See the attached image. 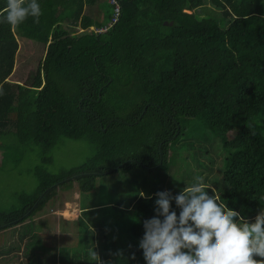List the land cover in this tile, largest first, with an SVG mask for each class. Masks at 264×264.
I'll use <instances>...</instances> for the list:
<instances>
[{"label":"trees","instance_id":"1","mask_svg":"<svg viewBox=\"0 0 264 264\" xmlns=\"http://www.w3.org/2000/svg\"><path fill=\"white\" fill-rule=\"evenodd\" d=\"M119 1L121 14L104 32L87 28L110 22L107 0H37L39 23H0V147L48 151L66 136L88 138L96 149L61 172L38 165L36 189L0 209V232L28 231L57 197L97 191L103 176L138 165L179 172L194 140L209 144L197 147L211 162L212 152L220 156L214 181L229 208L254 219L264 207V0ZM6 5L0 0V11ZM33 40L41 50L35 67ZM185 173L192 183L202 172ZM160 183L117 193L105 225L138 246L143 221L155 215L154 194L165 191Z\"/></svg>","mask_w":264,"mask_h":264},{"label":"clouds","instance_id":"2","mask_svg":"<svg viewBox=\"0 0 264 264\" xmlns=\"http://www.w3.org/2000/svg\"><path fill=\"white\" fill-rule=\"evenodd\" d=\"M42 14L37 0H7L0 23L15 28L29 17L39 23ZM204 180L197 175L176 194H154L155 215L143 221L139 241L146 264H264V207L254 219L245 218ZM88 256L104 264L95 249Z\"/></svg>","mask_w":264,"mask_h":264},{"label":"rangeland","instance_id":"3","mask_svg":"<svg viewBox=\"0 0 264 264\" xmlns=\"http://www.w3.org/2000/svg\"><path fill=\"white\" fill-rule=\"evenodd\" d=\"M107 2L109 1L107 0ZM98 9L99 6H97L96 10L93 12L94 17L99 16ZM95 28L96 27L92 26L87 29L89 30ZM82 30L84 29L77 27V32H81ZM20 43L22 47L18 57L22 62H24L26 61L28 54L26 55L25 53L26 47L24 46L23 41H20ZM33 44V50L28 55V60L29 62L34 63L35 67L41 57V50L36 41H34ZM31 81L32 78L29 75L26 83L30 84ZM186 141L184 140V142ZM200 143L207 142L202 140H194L193 149H186L181 152L179 156V172H176V169L173 166L164 171L155 170L153 172L143 168V166L140 165L134 166L128 170L101 177L99 179L98 185L100 188H98V192L95 195L90 196L88 200L94 199L96 201H106L105 196L118 198L121 194V196L124 197L126 195L134 194V191L138 189H141L142 193H145L143 192L144 187L142 184L157 186L159 180H161L159 187L164 188L165 190H171V186H174V188H182L181 185H184L185 187L191 181L190 177H188V175L185 173L186 170L202 172L200 176L204 177L208 175L209 178L204 181L205 184L216 189L214 177H216L218 174L217 166L219 164L220 156L212 152L211 156L214 157V160L211 162L208 156H206V154H202L200 149L197 147ZM95 151L96 149L94 148L90 139L66 136L61 137L55 146H53L48 151H44L35 145H24L20 148V150L11 148L4 149L0 147V209H7L14 204H17L22 192L29 194L36 189L38 178L36 176L35 169L38 165L43 164L46 166V168H48L49 171L57 173L61 172L62 170L71 169L93 159L96 154ZM171 152L172 151L169 150L167 159H169ZM111 187H115L114 191ZM117 193L119 195H117ZM76 194L77 189L75 188L74 192L70 196H67L65 193L63 197H57L55 206L58 208L54 209L55 211L52 212L54 215L51 213H41L39 220L40 224L44 225L48 223L49 227L51 228L52 226L56 225L54 219L57 217V213H60L66 209L68 212L77 210V203L73 199V196L75 198ZM85 195L87 198V195L91 194ZM30 223H34V221ZM110 226L112 228L108 229L109 232H107V234L111 233V235H119V237L122 236L121 231L117 230L118 228H116V224L114 226ZM21 231L25 230L21 228ZM3 236L4 235L2 234V237ZM3 239L5 242H7L10 240V237L7 236ZM106 239H108V237H106ZM15 244L17 245L18 243ZM134 244L135 243H132V247L128 245L131 249L125 253L132 261L126 260L125 256H121L120 263L118 257L116 256L113 259L115 264H146L142 249L139 248V245L134 246ZM107 260L109 259L107 258L106 261Z\"/></svg>","mask_w":264,"mask_h":264},{"label":"crops","instance_id":"4","mask_svg":"<svg viewBox=\"0 0 264 264\" xmlns=\"http://www.w3.org/2000/svg\"><path fill=\"white\" fill-rule=\"evenodd\" d=\"M111 188L114 191L115 187ZM97 192L82 194L77 190L73 199L78 209L69 212L66 209L57 213V217H54L56 225L51 228L48 223L40 224L41 215L38 214L35 216L34 227L28 231H21L20 225L18 228L5 230L4 233L10 237L7 242L3 239L7 236L2 237L4 233L1 231L0 264H96L88 256L89 250L94 249L104 264H115L113 259L116 256L121 263L120 257L126 256L125 253L131 249L128 245L132 247L134 241L129 234H122L120 237L107 234L109 228L105 225V206L114 203L118 205L117 197L111 199L107 196L106 201L88 200ZM85 194L91 195L86 198ZM56 208L58 207L53 206L43 213L52 214ZM107 258L109 260L106 261ZM126 260L131 259L128 257Z\"/></svg>","mask_w":264,"mask_h":264},{"label":"built area","instance_id":"5","mask_svg":"<svg viewBox=\"0 0 264 264\" xmlns=\"http://www.w3.org/2000/svg\"><path fill=\"white\" fill-rule=\"evenodd\" d=\"M110 4L113 5V16L110 22L104 26L96 27L94 30L96 32H104L112 29L115 22H117L120 14H121V4L119 0H108Z\"/></svg>","mask_w":264,"mask_h":264}]
</instances>
